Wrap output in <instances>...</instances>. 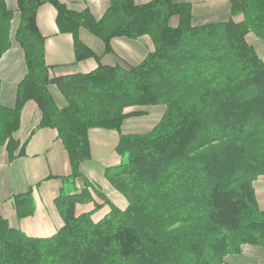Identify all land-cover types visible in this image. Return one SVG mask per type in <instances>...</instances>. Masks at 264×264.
I'll return each mask as SVG.
<instances>
[{
  "label": "trees",
  "instance_id": "trees-1",
  "mask_svg": "<svg viewBox=\"0 0 264 264\" xmlns=\"http://www.w3.org/2000/svg\"><path fill=\"white\" fill-rule=\"evenodd\" d=\"M46 3L58 31L73 36L75 62L93 57L95 69L56 75L46 64L36 21ZM228 6L225 19L197 24L192 4L175 0H112L99 17L62 0H16L14 9L0 0V58L14 41L26 67L13 104L0 98V151L8 162L24 154L18 133L34 102L40 116L30 135L54 129L71 168L51 176L60 181L53 203L62 221L53 235L30 236L0 213V264H237L248 247H264L254 187L264 176V57L256 46L264 43V0ZM81 29L102 41L101 56ZM144 36L153 48L137 64L114 53V38ZM154 107L161 113L150 129L122 132L126 119ZM91 128L119 132L120 162L104 176L123 206L81 171ZM11 200L18 219L33 214L31 189ZM91 201L108 212L98 220L93 210L77 213Z\"/></svg>",
  "mask_w": 264,
  "mask_h": 264
},
{
  "label": "crops",
  "instance_id": "crops-1",
  "mask_svg": "<svg viewBox=\"0 0 264 264\" xmlns=\"http://www.w3.org/2000/svg\"><path fill=\"white\" fill-rule=\"evenodd\" d=\"M72 7H88L94 16L103 14L112 0H62ZM136 3H145L150 0H133ZM177 2H189L193 8V20L199 24L208 20H221L229 15L228 0H175ZM9 7L14 9L16 0H6ZM57 11L51 4L41 5L36 14L37 26L40 33L45 37L44 51L45 62L53 67L56 75H62L75 71L88 72L96 68L97 61L93 57L75 62L74 39L70 33H60L56 24ZM16 19L14 26L16 27ZM82 42L89 46L98 56L104 53V44L96 36L85 29L79 31ZM112 48L116 55L128 63L137 64L153 48L148 37L129 39L116 37L112 40ZM106 61L111 59L105 58ZM26 71L24 53L21 47L12 42L10 49L0 58V81L2 102L12 105L17 83ZM54 98L59 104L62 98L57 89L50 88ZM156 116L155 122L159 119ZM40 113L34 102L26 104L23 114L19 135L26 141L24 154L8 162L4 150L0 151V213L5 216L11 225L19 227L26 234L34 237H47L55 233L61 225V218L54 206L53 199L59 191L60 181L51 176H66L70 173V161L63 143L57 138V132L48 127L37 129L32 135ZM146 117H132L125 120L122 132H137L135 120ZM135 119L134 121H130ZM154 122V124H155ZM152 124V125H154ZM89 130V145L91 159L81 165L84 175L98 183L103 192L113 201L123 206L124 200L116 193L104 176V168L115 166L120 162V156L115 148L119 140V132L114 129ZM51 177V178H49ZM254 187L261 209H264V176H260ZM31 189L34 212L32 215L18 219L11 197ZM97 197L95 202H97ZM102 202H99L100 205ZM94 209V201L80 203L76 206L77 213L88 212ZM109 206L102 204L100 212L92 213L96 220L100 219ZM253 260L255 264H264V247H248L243 257L237 264H245Z\"/></svg>",
  "mask_w": 264,
  "mask_h": 264
},
{
  "label": "rangeland",
  "instance_id": "rangeland-1",
  "mask_svg": "<svg viewBox=\"0 0 264 264\" xmlns=\"http://www.w3.org/2000/svg\"><path fill=\"white\" fill-rule=\"evenodd\" d=\"M149 39V38H148ZM256 46L258 47V51H259V54L264 57V43H257ZM161 111V108L160 107H154V108H149L147 110V113L145 114L146 117H142L140 118V120H135V119H132L130 121H134L136 122V124L138 125V127H135L137 129V131H146L148 129H150L154 124L155 120H156V116H158V112ZM160 114V113H159ZM102 129V128H100ZM100 129H97V130H100ZM102 130H106L108 131V129H102ZM115 130V129H114ZM120 198L121 196L118 195ZM122 199V198H121ZM97 202L99 203L100 202V199H96ZM93 202V201H92ZM97 212H100V207L93 210V213L96 214ZM101 212L98 216H101ZM245 264H255V262L253 260H250L249 262L245 263Z\"/></svg>",
  "mask_w": 264,
  "mask_h": 264
}]
</instances>
